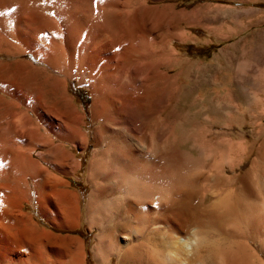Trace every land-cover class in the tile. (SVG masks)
<instances>
[{
    "label": "bare ground",
    "instance_id": "6f19581e",
    "mask_svg": "<svg viewBox=\"0 0 264 264\" xmlns=\"http://www.w3.org/2000/svg\"><path fill=\"white\" fill-rule=\"evenodd\" d=\"M100 17L84 11L72 16L74 25L99 44L85 69L79 64L72 67L79 73L88 72L95 95L93 116L102 121L94 131L97 145L89 164L93 190L86 207L89 227H100L97 264L107 263L111 241L101 223L111 204L117 217L124 219L112 227L124 230L128 237L127 244L118 248L120 258L129 253L132 244L145 241L153 256L145 264H264V205L258 208L243 185L234 187L241 165L227 167L202 162L193 153L178 154L172 123L162 122V109L158 103L152 104L159 95L165 101L169 95L171 98L169 69L163 72L160 63L128 54L130 46L116 42L126 41L123 36ZM32 39L38 54L53 64L42 52L46 45L37 37ZM106 78L112 90H108ZM19 93H0V264H81L78 238L56 235L32 222L35 217L26 212L25 203L32 199L33 191L27 187L31 179L40 213L61 227L77 226L80 192L65 175L76 173L80 162L64 144L88 145L83 123L64 93L50 95L53 100L41 91ZM138 107L145 120L136 117ZM39 148L36 159L34 152ZM204 166L212 167L211 176L201 170ZM208 179L211 192L202 187ZM201 189V215L212 223L220 226L238 215H249L259 235L260 254L250 241H229L219 227L193 221L194 196ZM108 191L119 193L113 202L106 197Z\"/></svg>",
    "mask_w": 264,
    "mask_h": 264
},
{
    "label": "rangeland",
    "instance_id": "374dc122",
    "mask_svg": "<svg viewBox=\"0 0 264 264\" xmlns=\"http://www.w3.org/2000/svg\"><path fill=\"white\" fill-rule=\"evenodd\" d=\"M78 11L96 12L102 21L118 30L116 33L126 41L116 42L130 46L132 51L128 54L160 63L163 72L169 69L172 81L167 90L172 91L171 98L169 95L165 101L159 95L152 104L154 101L153 105L156 102L162 109V122L172 123L178 154L193 153L202 162H218L227 167L239 163L242 169L237 173L234 187L243 185L252 194L253 203L263 208L264 0H0L1 95L17 91L22 95L24 90L41 91L48 96L64 93L77 108L88 141L85 148L81 143L74 147L68 142L64 144L77 163L80 162L76 173L65 175L80 192L77 226L61 227L49 222L40 213L38 195L29 179L27 187L30 185L33 195L25 203V210L35 217L31 221L56 235L77 237L81 264H97L95 248L100 227H89L86 207L93 190L89 164L97 145L94 131L102 121H96L93 116L95 95L88 72L79 73L72 67L79 64L85 69V62L99 49V44L75 26L72 16ZM33 37L46 45L42 52L53 59V64L38 54L39 47L33 43ZM106 79L108 90H112L110 79ZM51 97L49 100H53ZM139 108L135 115L145 120ZM40 150L33 151L36 159ZM201 170L207 176L213 173L211 166ZM203 186L209 192L213 190L209 179ZM204 189L194 196L197 204L192 211L193 221L206 227H219V232L229 241H250L260 254L259 235L247 213L220 226L201 215ZM117 195L108 191L106 197L112 201ZM113 207L111 204L107 208L100 222L111 241L106 264H145L153 257L145 241L132 244L122 258L117 254L118 248L127 244L128 237L123 235L124 230L112 227L118 220H124L117 217Z\"/></svg>",
    "mask_w": 264,
    "mask_h": 264
}]
</instances>
